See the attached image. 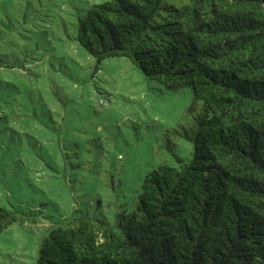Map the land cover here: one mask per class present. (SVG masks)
I'll return each mask as SVG.
<instances>
[{"label": "trees", "instance_id": "obj_1", "mask_svg": "<svg viewBox=\"0 0 264 264\" xmlns=\"http://www.w3.org/2000/svg\"><path fill=\"white\" fill-rule=\"evenodd\" d=\"M6 1L17 24L0 67L22 84V0ZM80 14L74 38L97 64L126 56L205 108L189 159L149 171L116 226L83 211L53 225L36 264H264V1L108 0ZM28 221L33 210L0 205V232Z\"/></svg>", "mask_w": 264, "mask_h": 264}, {"label": "rangeland", "instance_id": "obj_2", "mask_svg": "<svg viewBox=\"0 0 264 264\" xmlns=\"http://www.w3.org/2000/svg\"><path fill=\"white\" fill-rule=\"evenodd\" d=\"M104 1L22 0V84L0 67V205L37 221L0 232V264H36L50 228L75 212L116 226L149 171L192 155L186 134L205 106L191 107L190 86L164 87L126 56L97 64L74 38L78 14ZM2 9L7 51L17 19Z\"/></svg>", "mask_w": 264, "mask_h": 264}, {"label": "water", "instance_id": "obj_3", "mask_svg": "<svg viewBox=\"0 0 264 264\" xmlns=\"http://www.w3.org/2000/svg\"><path fill=\"white\" fill-rule=\"evenodd\" d=\"M264 1V0H263Z\"/></svg>", "mask_w": 264, "mask_h": 264}]
</instances>
